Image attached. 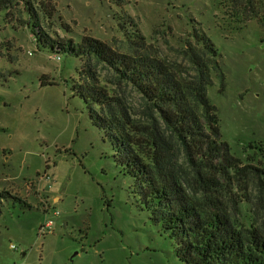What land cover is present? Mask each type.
<instances>
[{"label": "rangeland", "instance_id": "rangeland-1", "mask_svg": "<svg viewBox=\"0 0 264 264\" xmlns=\"http://www.w3.org/2000/svg\"><path fill=\"white\" fill-rule=\"evenodd\" d=\"M11 1L0 12V264H185L75 93L82 62L53 53L33 31L48 43L87 36L126 52L136 29L153 55L181 67L194 31L208 36L224 75L207 91L222 140L244 164L264 170V153L248 149H264L261 29L230 19L221 0ZM26 2L55 9L54 17L40 16L33 29ZM127 95L136 105L137 96ZM250 208L241 206L242 214Z\"/></svg>", "mask_w": 264, "mask_h": 264}, {"label": "trees", "instance_id": "trees-1", "mask_svg": "<svg viewBox=\"0 0 264 264\" xmlns=\"http://www.w3.org/2000/svg\"><path fill=\"white\" fill-rule=\"evenodd\" d=\"M11 3L0 0V12ZM221 4L238 23L255 21L264 44V0ZM25 11L35 30L40 16L47 20L56 12L43 3L34 10L29 2ZM131 32L126 52L87 36L48 43L38 30L33 35L58 56L82 62L74 91L110 142L116 164L134 181L153 223L174 241L179 261L264 264V170L244 164L222 140L218 111L207 95L214 78L224 81L217 49L194 31L181 67L153 55L145 37ZM127 93L137 96L136 105ZM248 149L264 153L261 143ZM252 181H258L257 193L247 197ZM246 204L251 208L243 215Z\"/></svg>", "mask_w": 264, "mask_h": 264}, {"label": "built area", "instance_id": "built-area-1", "mask_svg": "<svg viewBox=\"0 0 264 264\" xmlns=\"http://www.w3.org/2000/svg\"><path fill=\"white\" fill-rule=\"evenodd\" d=\"M55 215H57V213H55ZM51 226H52V221H48L43 227L50 228Z\"/></svg>", "mask_w": 264, "mask_h": 264}]
</instances>
